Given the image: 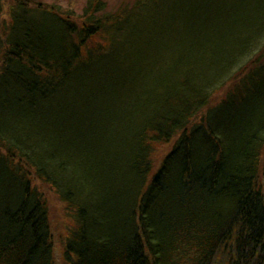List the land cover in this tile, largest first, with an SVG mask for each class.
Segmentation results:
<instances>
[{"label":"trees","instance_id":"trees-1","mask_svg":"<svg viewBox=\"0 0 264 264\" xmlns=\"http://www.w3.org/2000/svg\"><path fill=\"white\" fill-rule=\"evenodd\" d=\"M263 155L264 0H0V264H56L31 172L64 264H264Z\"/></svg>","mask_w":264,"mask_h":264},{"label":"rangeland","instance_id":"rangeland-1","mask_svg":"<svg viewBox=\"0 0 264 264\" xmlns=\"http://www.w3.org/2000/svg\"><path fill=\"white\" fill-rule=\"evenodd\" d=\"M44 2L61 7L62 11L66 10H74L76 13H82L87 0H43ZM108 4V9L111 11H115V9L119 8L120 6H124L125 4L132 3L134 0H104ZM103 90L105 91L106 95L110 93V87L107 85L102 86ZM227 89H222L218 91L216 96H214V103L219 102V100L225 95ZM101 94L97 93L94 94L89 100L90 105H97ZM91 100V101H90ZM67 107L72 108L74 105H66ZM264 158V155H263ZM158 164H156L155 169L157 168ZM262 168V167H261ZM32 184L37 190H39L40 194L44 198L47 203L49 217H50V224L54 235V251L55 254L53 255L54 263L56 264H64L63 261V252H64V241L65 239V225L67 220H69V216L66 213V208L63 202L60 200L56 191L47 183L39 179L34 172L30 173ZM260 176H262V170H260Z\"/></svg>","mask_w":264,"mask_h":264}]
</instances>
